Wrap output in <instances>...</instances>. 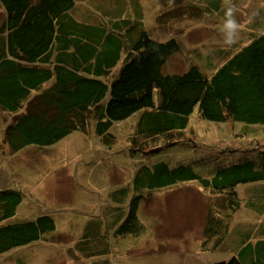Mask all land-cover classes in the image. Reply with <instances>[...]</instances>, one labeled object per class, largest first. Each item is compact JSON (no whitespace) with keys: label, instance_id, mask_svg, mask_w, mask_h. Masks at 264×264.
Returning a JSON list of instances; mask_svg holds the SVG:
<instances>
[{"label":"trees","instance_id":"16d2710c","mask_svg":"<svg viewBox=\"0 0 264 264\" xmlns=\"http://www.w3.org/2000/svg\"><path fill=\"white\" fill-rule=\"evenodd\" d=\"M120 1L111 0L98 20L80 14L75 0H0V111L11 115L4 127L0 124V162L7 151L49 145L73 131L89 133L92 123L95 134L110 143L113 124L136 112L140 114L134 136L162 138L168 144L175 143L176 132L186 129L195 108L198 117L209 122L264 125V35H251L249 43L229 54L213 73L206 74L196 63L185 71L169 72L164 69L168 58L181 51L177 38L155 39L140 14L117 11ZM236 161L217 169L211 178L189 165H141L133 180L119 188L124 194L114 213L91 219L82 236L88 239L77 248L82 255H92L90 243L97 244L101 230L113 231L118 238L138 235L137 214L147 194H155L150 191L197 180L217 199L207 207L202 250L229 253V260L217 264H264V238L248 241L239 227L237 234L244 240L235 248V235L229 234L240 205L238 185L264 180V152ZM127 192L130 199H124ZM245 192L247 204L263 214L264 188L252 185ZM21 201L18 188L0 189V253L55 229L48 214L3 223Z\"/></svg>","mask_w":264,"mask_h":264},{"label":"rangeland","instance_id":"374dc122","mask_svg":"<svg viewBox=\"0 0 264 264\" xmlns=\"http://www.w3.org/2000/svg\"><path fill=\"white\" fill-rule=\"evenodd\" d=\"M120 2L117 11L125 16L140 14L144 27L155 39L177 38L181 51L168 58L164 69L169 72L185 71L196 63L206 74L213 73L229 54L249 43L254 37L251 35L264 31V0ZM75 4L80 14L99 20L111 7V0H75ZM232 6L240 32L237 42L229 46L224 43L221 29L226 8ZM1 19L0 11V23ZM154 99H158L156 93ZM194 111L186 129L175 133L174 144L165 143L168 141L162 138L134 136L140 114L136 112L113 124L109 129L113 135L110 143L95 134L92 123L89 133L73 131L49 145L30 144L16 153L7 151L0 162V189L8 185L18 188L22 201L15 214L3 223L48 214L55 229L38 240L0 253V264H217L229 260V253L202 250L207 207L217 199L197 180L150 191L155 194H147L137 214L135 225L141 227L138 235L118 238L113 231L101 230L97 244L90 243L87 249L92 255H82L77 248L80 241L88 239L82 236L90 220L103 212H113L120 205L117 199L124 193L119 188L133 180L141 165L152 167L160 161L170 167L189 165L200 176L211 178L231 161L264 152V125L230 120L209 122L198 117L196 108ZM10 117L0 111L2 127ZM252 185L263 189L264 180L239 184L237 188L240 205L232 217L233 230L229 233L235 235L234 247L244 240L237 234L239 227L245 229L248 241L254 243L264 238V213H255L247 204L245 190ZM127 197L130 199L128 192L124 199ZM260 226L263 228L259 230ZM105 243H109L107 251H103ZM233 251L236 253L237 249Z\"/></svg>","mask_w":264,"mask_h":264},{"label":"clouds","instance_id":"9594fccd","mask_svg":"<svg viewBox=\"0 0 264 264\" xmlns=\"http://www.w3.org/2000/svg\"><path fill=\"white\" fill-rule=\"evenodd\" d=\"M234 11H235V6L226 8L225 11L226 19L221 29V31H223L225 34L224 43L229 46L237 42V38L240 32V24L236 21V19L233 16ZM258 35H264V32H260L258 33Z\"/></svg>","mask_w":264,"mask_h":264}]
</instances>
